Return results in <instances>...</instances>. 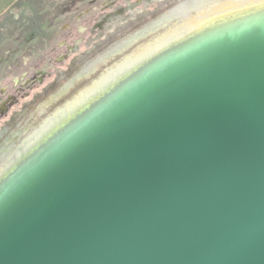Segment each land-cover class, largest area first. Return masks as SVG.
<instances>
[{"label":"water","instance_id":"obj_1","mask_svg":"<svg viewBox=\"0 0 264 264\" xmlns=\"http://www.w3.org/2000/svg\"><path fill=\"white\" fill-rule=\"evenodd\" d=\"M0 264H264V19L152 70L6 186Z\"/></svg>","mask_w":264,"mask_h":264},{"label":"rangeland","instance_id":"obj_2","mask_svg":"<svg viewBox=\"0 0 264 264\" xmlns=\"http://www.w3.org/2000/svg\"><path fill=\"white\" fill-rule=\"evenodd\" d=\"M244 1L0 0V180L29 139L119 65Z\"/></svg>","mask_w":264,"mask_h":264},{"label":"bare ground","instance_id":"obj_3","mask_svg":"<svg viewBox=\"0 0 264 264\" xmlns=\"http://www.w3.org/2000/svg\"><path fill=\"white\" fill-rule=\"evenodd\" d=\"M263 19L264 0L216 5L179 29L178 33L171 34L141 53L133 61L119 65L115 72L90 88L75 103L57 113L47 125L29 139L24 157L6 177L0 180V192L46 152L152 70L198 44Z\"/></svg>","mask_w":264,"mask_h":264}]
</instances>
